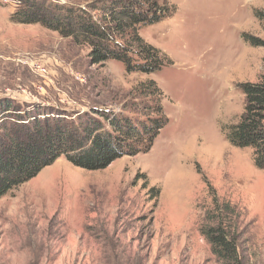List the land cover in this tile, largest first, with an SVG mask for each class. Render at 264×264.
I'll use <instances>...</instances> for the list:
<instances>
[{
    "label": "rangeland",
    "instance_id": "374dc122",
    "mask_svg": "<svg viewBox=\"0 0 264 264\" xmlns=\"http://www.w3.org/2000/svg\"><path fill=\"white\" fill-rule=\"evenodd\" d=\"M163 1L173 13L139 29L163 66L141 73L93 63L89 45L13 21L20 1L0 0V97L17 101L18 116H133L161 96L168 117L148 151L100 170L62 156L1 197L0 264H225L201 232L220 220L244 264H264V168L228 139L245 109L241 85L264 76V0Z\"/></svg>",
    "mask_w": 264,
    "mask_h": 264
},
{
    "label": "trees",
    "instance_id": "16d2710c",
    "mask_svg": "<svg viewBox=\"0 0 264 264\" xmlns=\"http://www.w3.org/2000/svg\"><path fill=\"white\" fill-rule=\"evenodd\" d=\"M19 1L13 21L41 23L78 44L89 45L93 63L116 60L127 71L141 73H153L163 66L159 50L139 33L142 26L173 13L163 0H97L88 7ZM257 16L264 21V12ZM249 37L253 45H261ZM241 88L245 109L240 121L230 126L228 139L239 147H252L255 163L264 168V76ZM153 100L145 106V113L135 109L133 116L93 108L67 117L58 110L42 116L39 108L18 116L17 101L0 97V198L62 156L84 169L100 170L120 157L148 151L168 123L161 96ZM201 232L225 264H244L230 222L205 225Z\"/></svg>",
    "mask_w": 264,
    "mask_h": 264
},
{
    "label": "built area",
    "instance_id": "2783aa9c",
    "mask_svg": "<svg viewBox=\"0 0 264 264\" xmlns=\"http://www.w3.org/2000/svg\"><path fill=\"white\" fill-rule=\"evenodd\" d=\"M38 69L41 70V71H42V70L45 71V68L42 67L41 65L38 66Z\"/></svg>",
    "mask_w": 264,
    "mask_h": 264
}]
</instances>
